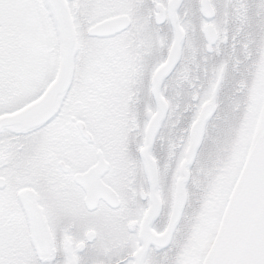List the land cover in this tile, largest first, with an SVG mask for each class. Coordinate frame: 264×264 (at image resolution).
I'll return each instance as SVG.
<instances>
[{
    "label": "snow or ice",
    "instance_id": "obj_1",
    "mask_svg": "<svg viewBox=\"0 0 264 264\" xmlns=\"http://www.w3.org/2000/svg\"><path fill=\"white\" fill-rule=\"evenodd\" d=\"M0 264H264V0H0Z\"/></svg>",
    "mask_w": 264,
    "mask_h": 264
}]
</instances>
